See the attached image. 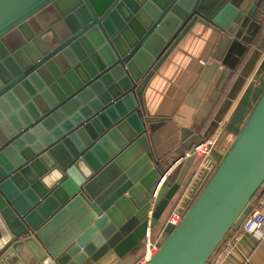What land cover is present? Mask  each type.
Returning a JSON list of instances; mask_svg holds the SVG:
<instances>
[{"label": "water", "instance_id": "1", "mask_svg": "<svg viewBox=\"0 0 264 264\" xmlns=\"http://www.w3.org/2000/svg\"><path fill=\"white\" fill-rule=\"evenodd\" d=\"M227 36L250 54L227 98L203 141L171 137L161 99ZM263 63L264 0H0V264H125L174 212L142 264H207L264 187V87L221 158L200 153Z\"/></svg>", "mask_w": 264, "mask_h": 264}, {"label": "crops", "instance_id": "2", "mask_svg": "<svg viewBox=\"0 0 264 264\" xmlns=\"http://www.w3.org/2000/svg\"><path fill=\"white\" fill-rule=\"evenodd\" d=\"M244 50V43L227 36L220 44L218 50L213 54L203 56L202 60H206V63L203 64L201 62L202 66L198 75L179 79L178 90L180 89V97L173 100L171 105L169 104L170 98L161 99L164 93L157 96L165 105V112H169L173 116L168 123L167 130L171 137H176L179 140L190 138L200 142L203 141L208 127L227 98L238 76V72L244 67L248 59L249 53H245ZM167 74L172 79L176 73L174 69L169 68ZM263 87L264 78L262 82H254L246 91L243 100L237 106V114L230 121L224 134L222 133L220 136L213 151L217 160L221 158L232 138L240 129L249 109L254 104L253 92ZM159 105L162 106V104ZM199 160L201 163L202 157ZM166 216L158 223L151 234V238L157 245L173 229L172 226L167 224ZM259 230L264 231V226ZM234 248L232 253L223 260L222 264H245L247 258H250L248 264H264V239H257L254 234L245 233ZM146 249L147 246H142L132 256L130 254L124 260L125 264H142ZM5 264H27L25 249L20 254L11 257Z\"/></svg>", "mask_w": 264, "mask_h": 264}, {"label": "built area", "instance_id": "3", "mask_svg": "<svg viewBox=\"0 0 264 264\" xmlns=\"http://www.w3.org/2000/svg\"><path fill=\"white\" fill-rule=\"evenodd\" d=\"M206 61L203 62V64H205ZM228 122V121H227ZM225 124V123H224ZM223 128V127H221ZM224 129V128H223ZM222 131V129H219L217 131V133L210 138L207 141V145H208V150L205 153H200L202 157V161L206 158V156L212 151L214 145L217 144V139L220 138V132ZM201 161V162H202ZM263 206H264V187L262 190H260V192L258 193V195L256 196V199L254 200V208L252 210V212L246 217V219L244 220V222L242 223V225L239 228L234 229V231H232L229 235V237L226 239V241L224 242V244L214 253V255L210 258L209 262L207 264H222L223 260L232 253V250H234L235 246L237 245L238 242H240V240L243 238V235L245 233H249L247 231V225L248 222L250 220L253 221H258L262 224V227L264 226V211H263ZM182 217L177 214V213H173L169 219H168V225L172 226L173 228L179 224V222L181 221ZM259 230V229H258ZM159 245L156 244V242H152V244L149 245V243L147 244V249L144 255L145 257H149L158 247ZM250 261V258H247L245 260V264H248Z\"/></svg>", "mask_w": 264, "mask_h": 264}, {"label": "clouds", "instance_id": "4", "mask_svg": "<svg viewBox=\"0 0 264 264\" xmlns=\"http://www.w3.org/2000/svg\"><path fill=\"white\" fill-rule=\"evenodd\" d=\"M88 176L91 173L87 174ZM65 172L60 168H53L51 171L46 172L41 177V183L45 186L46 189L51 190L64 179ZM262 228V224L258 221L250 220L247 225V231L254 234L257 239H264V231L258 230Z\"/></svg>", "mask_w": 264, "mask_h": 264}, {"label": "rangeland", "instance_id": "5", "mask_svg": "<svg viewBox=\"0 0 264 264\" xmlns=\"http://www.w3.org/2000/svg\"><path fill=\"white\" fill-rule=\"evenodd\" d=\"M258 82H262V78H261ZM253 88H254V87H253ZM262 92H263V89H260V88H259L258 90H255V91L253 92L252 97H254V104H255V102L257 101V99L259 98V96L261 95ZM254 104H253V105H254ZM253 105H252V106H253ZM251 108H253V107H251ZM251 108L249 109V111L252 110ZM249 111H248V114H247L245 120L247 119V117H248V115H249V113H250ZM245 120H244V121H245ZM242 124H243V123H242ZM241 126H242V125H241Z\"/></svg>", "mask_w": 264, "mask_h": 264}, {"label": "flooded vegetation", "instance_id": "6", "mask_svg": "<svg viewBox=\"0 0 264 264\" xmlns=\"http://www.w3.org/2000/svg\"><path fill=\"white\" fill-rule=\"evenodd\" d=\"M260 17H261V15H260ZM260 17H259V18H260ZM228 37H229V36H228ZM224 40H225V39H224ZM224 40H223V41H224ZM223 41H222V42H223ZM222 42H220V44H221ZM219 46H220V45H219ZM218 49H219V47L217 48V50H218ZM249 56H250V54H248V58H249ZM263 65H264V63H263ZM263 77H264V66L262 67V71H261V73H260V77L255 81V83L258 82V81H259L261 78H263Z\"/></svg>", "mask_w": 264, "mask_h": 264}, {"label": "bare ground", "instance_id": "7", "mask_svg": "<svg viewBox=\"0 0 264 264\" xmlns=\"http://www.w3.org/2000/svg\"><path fill=\"white\" fill-rule=\"evenodd\" d=\"M229 115H230V112H229ZM229 115H228V117H229ZM228 117H227V118H228ZM201 151H203V149H200V152H201ZM206 152H207V151H206ZM204 153H205V152H204Z\"/></svg>", "mask_w": 264, "mask_h": 264}, {"label": "trees", "instance_id": "8", "mask_svg": "<svg viewBox=\"0 0 264 264\" xmlns=\"http://www.w3.org/2000/svg\"><path fill=\"white\" fill-rule=\"evenodd\" d=\"M256 199V197L254 198V200Z\"/></svg>", "mask_w": 264, "mask_h": 264}]
</instances>
